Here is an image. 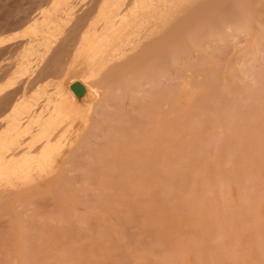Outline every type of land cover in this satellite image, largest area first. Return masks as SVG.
Listing matches in <instances>:
<instances>
[{
	"label": "rangeland",
	"instance_id": "obj_1",
	"mask_svg": "<svg viewBox=\"0 0 264 264\" xmlns=\"http://www.w3.org/2000/svg\"><path fill=\"white\" fill-rule=\"evenodd\" d=\"M0 264H264V0H0Z\"/></svg>",
	"mask_w": 264,
	"mask_h": 264
},
{
	"label": "bare ground",
	"instance_id": "obj_2",
	"mask_svg": "<svg viewBox=\"0 0 264 264\" xmlns=\"http://www.w3.org/2000/svg\"><path fill=\"white\" fill-rule=\"evenodd\" d=\"M60 6H62V5L60 4ZM56 9H57V8H56ZM62 12H63V11H62ZM63 17H64V16H63ZM245 17H246V16H245ZM206 18H207V17H206ZM247 18H248V17H247ZM204 21H205V20H204ZM248 23H249V22H248ZM64 24H65V23H64ZM66 24H67V23H66ZM67 25H68V24H67ZM153 25H154V24H153ZM246 25H247V24H246ZM60 26H62V24H61ZM242 26H243V25H242ZM152 33H153V32H152ZM177 35H178V34H177ZM177 35H176V36H177ZM168 38H169V37H168ZM157 39H158V38H157ZM170 39H171V38H170ZM172 39H173V38H172ZM82 40H83V39H82ZM82 40H81V41H82ZM150 40H151V38H149V41H150ZM162 40H163V39H162ZM165 40H167V38H165ZM83 41H84V40H83ZM167 41H168V40H167ZM167 41H165V42L167 43ZM172 41H173V40H172ZM93 42H94V41H93ZM93 42H92V43H93ZM160 42H164V40H163V41H160ZM43 43H44V42H43ZM161 44L163 45L164 43H161ZM167 44H168V43H167ZM167 44H166V45L164 44L163 46H167ZM79 45H80V42H79ZM97 45H98V44H97ZM159 45H160V44H159ZM43 46H44V45H43ZM160 46H161V45H160ZM173 46H174V45H173ZM80 47H81V46H80ZM37 48H38V47H37ZM39 48H40V47H39ZM76 48H77V47H76ZM96 48H97V46H96ZM99 48H100V47H99ZM162 48H163V47H162ZM167 48H168V47H167ZM81 49H82V48H81ZM76 50H77V52H79V53H80V51H81L80 49H79V51H78V49H76ZM100 50H101V49H100ZM167 50H168V49H167ZM44 51H46V50H44ZM83 51H84V50H83ZM103 51H104V50L102 49V52H103ZM108 51H109V50H108ZM72 52H73V50H72ZM84 52H85V51H84ZM164 52H165V51H164ZM168 52H169V51H168ZM44 53L46 54V52H44ZM75 53H76V52H75ZM79 53H78V54H79ZM90 53H92V52H90ZM100 53H101V52H100ZM153 53H154V52H153ZM76 54H77V53H76ZM98 54H99V53H98ZM40 55H41V54H40ZM85 55H86V54H85ZM95 55H96V54H95ZM100 55H101V54H100ZM100 55H99V57H100ZM103 55H104V54H103ZM150 55L152 56L153 54L150 53ZM154 55H157V53H155ZM46 56H47V55H46ZM80 56H81V58L84 57V56H82V52H81V55H80ZM96 56H98V55H96ZM103 57H104V56H103ZM124 57H125V56H124ZM154 57H155V56H154ZM76 58H78V56H77ZM91 58H92V57H91ZM152 58H153V56H152ZM156 58H157V57H156ZM99 59H100V58H99ZM127 59H128V58H127ZM77 60H80V58L77 59ZM82 60H83V59H82ZM82 60H81V61H82ZM151 60H153V59H151ZM157 60H159V58H158ZM31 61H32V60H31ZM85 61H86V60H85ZM101 61H102V60H101ZM128 61H129V60H128ZM153 61H154V60H153ZM153 61H150V63L153 62ZM29 62H30V61H29ZM29 62H28V63H29ZM83 62H84V61H83ZM94 62H95V61H94ZM94 62H93V63H94ZM96 62H97V60H96ZM129 62H130V61H129ZM154 62H156V61H154ZM76 63H77V62H76ZM76 63H75V60H74V63H73V64L76 65ZM85 63H86V62H85ZM93 63H92V64H93ZM30 64H31V63H30ZM78 64H79V62H78ZM78 64H77V65H78ZM152 64H154V63H152ZM85 65H86V64H85ZM25 66H26V65H25ZM86 66H87V65H86ZM136 66H137V65H136ZM21 67H22V66H21ZM70 67H71V70H72V69H75L74 66H70ZM72 67H73V68H72ZM113 67H114V66H113ZM152 67H153V66H152ZM163 67H164V66H163ZM87 68H88V67H87ZM118 68H119V66H118ZM139 68H140V67H139ZM16 69H17V68H16ZM23 69H24V67H23ZM77 69H81V68L79 67V68H77ZM77 69H76V70H77ZM83 69H84V68H83ZM83 69H82V70H83ZM103 69H104V68H103ZM149 69H150V68H149ZM20 70H21V69H20ZM62 70H63V69H62ZM91 70H92V68H90V67H89L87 70H83V74H84V76H86L87 79H88L89 81H93V82H94L95 80L97 81V79L100 78V75L98 76V74H99L98 72H101L102 68H98V71L95 69V72H94L93 70H92V71H91ZM139 70H140V69H139ZM150 70H151V69H150ZM22 71H23V70H22ZM72 71H73V70H72ZM78 71H79V70H78ZM131 71H132V70H131ZM140 71H141V70H140ZM74 72H75V70H74ZM19 73H20V72H19ZM71 73H72V72H71ZM112 73H113V72H112ZM132 73L135 74L134 71H133ZM14 74H15V73H14ZM16 74H17V73H16ZM67 74H68V73H67ZM129 74H131V73H129ZM76 75H77V74H76ZM148 76H149V75H148ZM76 77H77V76H76ZM98 77H99V78H98ZM71 78H72V77H71ZM74 80H75V79H74ZM77 80H78V79H77ZM82 80H83V79H82ZM99 80H100V79H99ZM102 80H103V78H102ZM102 80H101V81H102ZM57 81H58V80H57ZM96 81H95V82H96ZM101 81H100V82H101ZM69 82H70V81H69ZM73 82H74V81H73ZM73 82H72V83H73ZM78 82H79V81H78ZM82 83H83V82H82ZM97 83H98V81H97ZM83 84L85 85V83H83ZM90 84H91V83H90ZM101 84H102V83H101ZM101 84L98 83L99 86H100ZM103 84H104V82H103ZM78 85H79V84H78ZM96 85H97V84H96ZM112 85H113V84H112ZM68 86H69V85H68ZM89 87H90V86H89ZM101 87H103V86H101ZM91 88H93V87H91ZM64 89H65V88H64ZM93 89H94V88H93ZM93 89H92V90H93ZM72 90L74 91V89H72ZM88 90H89V89H88ZM94 90H95V89H94ZM65 91H66V90H65ZM113 92H114V91H113ZM125 92H126V91H125ZM95 94H96V93H95ZM72 95H73V94H72ZM92 97H93V96H92ZM125 97H126V96H125ZM91 106H92V105H91ZM65 109H66V108H65ZM83 109H84V108H83ZM60 111H61V110H60ZM66 111H67V113H68L69 110H66ZM70 111H71V110H70ZM72 112H73V111H72ZM61 113H62V112H61ZM61 115H62V114H61ZM156 123H157V122H156ZM64 124H65V123H64ZM85 124H86V123H85ZM156 125H157V124H156ZM158 127H160V126L158 125ZM158 127H157V128H158ZM157 130H159V129H157ZM157 133H158V132H157ZM114 146H115V145H114Z\"/></svg>",
	"mask_w": 264,
	"mask_h": 264
},
{
	"label": "water",
	"instance_id": "obj_3",
	"mask_svg": "<svg viewBox=\"0 0 264 264\" xmlns=\"http://www.w3.org/2000/svg\"><path fill=\"white\" fill-rule=\"evenodd\" d=\"M73 86H75V87H74V93H75V94H78V93H80V92L82 91V88L78 85L77 82H74V83L70 84L69 87H70L71 89H73Z\"/></svg>",
	"mask_w": 264,
	"mask_h": 264
}]
</instances>
